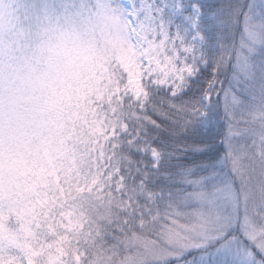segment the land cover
Masks as SVG:
<instances>
[{
    "label": "snow or ice",
    "instance_id": "6c2138e0",
    "mask_svg": "<svg viewBox=\"0 0 264 264\" xmlns=\"http://www.w3.org/2000/svg\"><path fill=\"white\" fill-rule=\"evenodd\" d=\"M106 12L84 148L30 196L37 109L0 86V264H264V0Z\"/></svg>",
    "mask_w": 264,
    "mask_h": 264
},
{
    "label": "rangeland",
    "instance_id": "374dc122",
    "mask_svg": "<svg viewBox=\"0 0 264 264\" xmlns=\"http://www.w3.org/2000/svg\"><path fill=\"white\" fill-rule=\"evenodd\" d=\"M3 5H7L6 10ZM106 5L107 0H0V23L5 19L12 22L14 30L22 34L24 40H30L43 29L82 31L91 37L93 51L98 54L88 79L74 100L62 101L59 108L46 114L35 106L36 121L29 137L30 156L24 178L27 188L13 186L14 192L30 196L27 189L37 179V190L44 191L45 182L53 179L49 175L53 168L56 175H60V170L73 162L76 153L73 152L72 141L78 132L86 133L85 120L89 116L90 101L103 88L108 62L115 55L113 25ZM9 179L8 169H5V195L9 190ZM23 203L20 198L12 200L13 205Z\"/></svg>",
    "mask_w": 264,
    "mask_h": 264
},
{
    "label": "clouds",
    "instance_id": "9594fccd",
    "mask_svg": "<svg viewBox=\"0 0 264 264\" xmlns=\"http://www.w3.org/2000/svg\"><path fill=\"white\" fill-rule=\"evenodd\" d=\"M14 29L9 20L0 23V86L27 97L45 114L74 100L98 55L91 37L53 28L24 40Z\"/></svg>",
    "mask_w": 264,
    "mask_h": 264
},
{
    "label": "trees",
    "instance_id": "16d2710c",
    "mask_svg": "<svg viewBox=\"0 0 264 264\" xmlns=\"http://www.w3.org/2000/svg\"><path fill=\"white\" fill-rule=\"evenodd\" d=\"M221 79H223V77H221ZM84 139H85V133L78 132V134H76V137H74V141H72L73 142L72 144H74L73 145L74 153L77 154L80 150L83 149Z\"/></svg>",
    "mask_w": 264,
    "mask_h": 264
}]
</instances>
